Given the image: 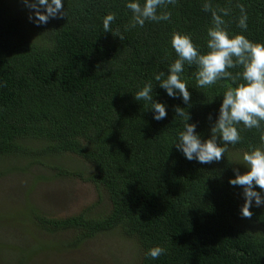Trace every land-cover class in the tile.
<instances>
[{
    "label": "trees",
    "instance_id": "trees-1",
    "mask_svg": "<svg viewBox=\"0 0 264 264\" xmlns=\"http://www.w3.org/2000/svg\"><path fill=\"white\" fill-rule=\"evenodd\" d=\"M205 2L176 0L167 9L170 21L125 31L131 12L124 0H66L67 17L40 27L29 22L21 0H0V157L18 156L30 166L44 156L75 155L89 166L87 175H77L109 200V209L96 215L88 207L64 217L33 212L48 232L73 231L67 246L118 230L137 245V264H264V205L251 208L250 219L242 218V189L228 182L234 168L246 171L234 163L239 159L233 153L241 156L258 146L259 130H243L241 143L221 161L200 164L171 148L183 127L174 118L175 106L186 107L180 99L154 87L156 98L168 105L159 122L133 99L177 58L173 32L190 34L207 51L211 12L202 10ZM207 2L213 9H231L224 17L231 33L241 32L237 5H244L248 30L243 34L264 42V0ZM109 12L117 14L113 33L103 32ZM195 71L186 65L183 74L191 92L188 111L206 139L223 93L235 85L223 79L197 88ZM230 71L235 75L242 68ZM156 245L167 252L152 260L146 252Z\"/></svg>",
    "mask_w": 264,
    "mask_h": 264
},
{
    "label": "clouds",
    "instance_id": "clouds-1",
    "mask_svg": "<svg viewBox=\"0 0 264 264\" xmlns=\"http://www.w3.org/2000/svg\"><path fill=\"white\" fill-rule=\"evenodd\" d=\"M29 10L28 20L40 27L52 19L67 17L66 0H21ZM176 0H124V7L131 12V21L125 31L146 22H167L171 20L169 5ZM240 15L237 27L240 33H231L224 17L231 13L229 8L213 9L209 2L202 6L204 12H211V26L206 30V52L193 42L187 33L173 32L170 39L176 59L168 64L166 71L153 74L152 80L145 82L133 95L134 101L143 104L152 113V119L162 121L168 115V105L157 99L154 87L158 85L170 98H178L186 107L175 106L174 118L183 127L172 142L177 152L188 161L200 164H212L221 161L231 147L242 141L241 132L245 129L259 130V145L244 151L239 160L246 171L243 173L234 168V176L229 184L242 189L244 203L240 206V216L250 219L253 207L264 205V42L250 40L243 33L248 30V13L244 5H237ZM163 9V11H160ZM117 14L107 13L102 19L103 32L113 33L111 25L116 21ZM116 36L124 39L123 33L117 29ZM196 67L193 73L197 88L215 85L218 81L229 79L235 87L228 88L222 95L218 113L213 121L212 114L208 119L213 121L209 138H204L197 131L198 122L192 119L188 108L191 104V92L183 74L185 66ZM242 68L233 75L230 69ZM155 93V95H154ZM187 108V111L185 109ZM242 125V127H241ZM257 187L259 190H257ZM167 249L160 245L149 248L146 256L156 260L165 255Z\"/></svg>",
    "mask_w": 264,
    "mask_h": 264
},
{
    "label": "rangeland",
    "instance_id": "rangeland-1",
    "mask_svg": "<svg viewBox=\"0 0 264 264\" xmlns=\"http://www.w3.org/2000/svg\"><path fill=\"white\" fill-rule=\"evenodd\" d=\"M21 159L0 157V264L138 263L137 245L118 230L69 247L73 231L48 232L36 223L34 211L64 217L87 207L92 215L109 209L105 193L77 175H87L88 164L71 154L44 156L30 166Z\"/></svg>",
    "mask_w": 264,
    "mask_h": 264
}]
</instances>
